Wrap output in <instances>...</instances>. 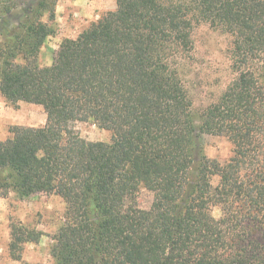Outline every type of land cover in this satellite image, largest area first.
<instances>
[{"label":"trees","instance_id":"trees-1","mask_svg":"<svg viewBox=\"0 0 264 264\" xmlns=\"http://www.w3.org/2000/svg\"><path fill=\"white\" fill-rule=\"evenodd\" d=\"M49 3L0 10V94L47 114L0 140V197L65 200L53 264H264V0H117L42 66ZM202 23L233 37L236 76L198 123L182 67ZM89 119L111 140L83 138L74 123ZM204 133L231 139L228 162L203 152ZM11 234L19 259L43 232L17 222Z\"/></svg>","mask_w":264,"mask_h":264},{"label":"rangeland","instance_id":"rangeland-1","mask_svg":"<svg viewBox=\"0 0 264 264\" xmlns=\"http://www.w3.org/2000/svg\"><path fill=\"white\" fill-rule=\"evenodd\" d=\"M38 0H0L3 7H13L23 12L28 2ZM50 8L45 10L42 19L52 28L41 47L36 61L39 65H49L60 44L66 38H75L92 22L98 20L105 12L117 7V0H49ZM54 11V17L50 12ZM2 20H0L1 22ZM7 27H10L7 25ZM0 27V43L5 34ZM194 48L183 62V80L192 99L197 122L205 107L216 101L227 85L235 78L232 67L233 37L208 23L197 26L193 32ZM47 114L40 104L19 101L11 103L0 94V140L13 135L15 125L43 126ZM75 129L80 135L92 141H110L111 131L100 127L93 120L76 121ZM200 144L203 152L222 164L234 155V144L224 134L201 135ZM214 186L220 184V176L212 177ZM139 206L150 208L154 193L141 188L138 193ZM67 203L56 193L37 192L21 196L11 191L6 197H0V264H25V262L53 264V248L56 244L55 234L65 223ZM215 217L222 215L220 206H213ZM22 222L43 232L38 242L24 243L21 258L17 259L10 250L12 224Z\"/></svg>","mask_w":264,"mask_h":264}]
</instances>
